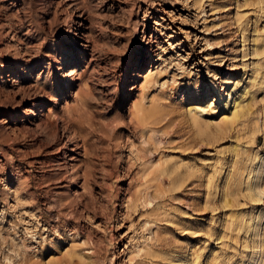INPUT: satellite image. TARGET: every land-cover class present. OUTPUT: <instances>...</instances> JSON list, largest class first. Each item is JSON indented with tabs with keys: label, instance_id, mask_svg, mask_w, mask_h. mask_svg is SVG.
<instances>
[{
	"label": "rangeland",
	"instance_id": "rangeland-1",
	"mask_svg": "<svg viewBox=\"0 0 264 264\" xmlns=\"http://www.w3.org/2000/svg\"><path fill=\"white\" fill-rule=\"evenodd\" d=\"M0 264H264V0H0Z\"/></svg>",
	"mask_w": 264,
	"mask_h": 264
},
{
	"label": "bare ground",
	"instance_id": "bare-ground-1",
	"mask_svg": "<svg viewBox=\"0 0 264 264\" xmlns=\"http://www.w3.org/2000/svg\"><path fill=\"white\" fill-rule=\"evenodd\" d=\"M77 35V34H76Z\"/></svg>",
	"mask_w": 264,
	"mask_h": 264
}]
</instances>
